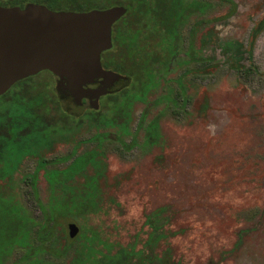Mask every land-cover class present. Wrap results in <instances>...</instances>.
I'll return each instance as SVG.
<instances>
[{"label": "rangeland", "instance_id": "rangeland-1", "mask_svg": "<svg viewBox=\"0 0 264 264\" xmlns=\"http://www.w3.org/2000/svg\"><path fill=\"white\" fill-rule=\"evenodd\" d=\"M176 1L182 12L176 56L168 70H156L148 93H130L121 110L113 104L124 94L113 88L116 83L95 109L91 96L78 104L69 91L58 90L59 77L47 79L60 108L85 120L48 157H65L75 146L78 154L95 148L104 173L99 207L73 211L56 228L78 246L75 256L84 248L82 257H45L51 264H264V32L253 51L258 75L239 72L223 50L239 47L241 64L249 67V36L264 14V0H232L233 11L221 0ZM127 79L119 81L124 88ZM97 82L86 88L95 90ZM9 109L0 101V113ZM97 111L101 123H87ZM150 123L158 128L153 143ZM99 133L100 140H88ZM36 165V158H27L0 188L7 200L20 203L22 219L39 222L42 214L23 179ZM38 186L41 199H51L44 177ZM70 224L79 229L75 238ZM152 235L159 238L155 245ZM21 255L16 250L7 264Z\"/></svg>", "mask_w": 264, "mask_h": 264}, {"label": "trees", "instance_id": "trees-1", "mask_svg": "<svg viewBox=\"0 0 264 264\" xmlns=\"http://www.w3.org/2000/svg\"><path fill=\"white\" fill-rule=\"evenodd\" d=\"M231 6L232 0H221ZM10 6L26 7V3L44 5L57 12H89L93 9H107L114 6H124L127 14L113 27L117 29L116 45L120 51L109 50L103 53L104 68L112 69L129 77L130 84L123 90L113 104L121 110L123 102L133 93L138 97L151 90L157 83L156 70H168L169 63L176 52L177 27L182 15L180 5L176 0H10ZM264 32V14L255 22L251 29L248 49L249 67L241 64L243 53L239 47L226 44L223 48L226 54L236 63L239 72L244 74H259L253 63V51L259 36ZM152 38L154 42H152ZM158 66V68L156 67ZM44 78L46 82H44ZM54 78L49 71H43L17 82L0 101L9 103V112L5 116L0 113V184L14 180L27 158H36L37 165L32 173H27L23 179L30 185L31 195L36 199L42 214L41 220L18 214V204L6 199L0 188V264H7L16 250L22 255L10 264H51L45 257L53 260L65 258L80 259L81 253L75 256L76 247L69 242L62 229V236L56 232L60 221L73 216L72 212L96 209L99 207L98 192L101 185L102 153L95 148L78 154L75 146L65 157H48L58 140H68L85 120L76 121L59 106L52 82ZM49 83V84H48ZM51 83V84H50ZM44 84V85H43ZM181 86V84H180ZM180 94L184 96L183 103L188 98L181 87ZM171 99L173 96L168 95ZM175 101V99H174ZM87 123L100 124L102 115L96 112ZM149 143H153L158 134L156 123L148 126ZM104 134L99 133L88 139L100 140ZM68 163V164H67ZM67 164V165H65ZM60 165H65L60 168ZM92 171V173H91ZM99 171V172H98ZM44 177L49 184L51 199L44 201L38 182ZM81 178L85 179L80 185ZM60 191L61 195L57 194ZM54 194H56L54 196ZM60 220V221H59ZM55 233L58 235L55 236ZM159 238L150 236V244H156Z\"/></svg>", "mask_w": 264, "mask_h": 264}, {"label": "water", "instance_id": "water-1", "mask_svg": "<svg viewBox=\"0 0 264 264\" xmlns=\"http://www.w3.org/2000/svg\"><path fill=\"white\" fill-rule=\"evenodd\" d=\"M124 7L89 12L53 11L44 5L0 6V97L17 82L49 71L60 78L58 90L69 91L78 104L100 98L126 78L104 69L103 52L112 48V28ZM101 80V89H87ZM70 237L79 232L69 225Z\"/></svg>", "mask_w": 264, "mask_h": 264}, {"label": "flooded vegetation", "instance_id": "flooded-vegetation-1", "mask_svg": "<svg viewBox=\"0 0 264 264\" xmlns=\"http://www.w3.org/2000/svg\"><path fill=\"white\" fill-rule=\"evenodd\" d=\"M18 2L20 1V0H17ZM9 3H11L10 2V0H0V6L1 7H19V6H10V4ZM29 4H35V3H26V6L27 5H29ZM115 7V6H114ZM110 8H112V7H110ZM110 8H107V9H110ZM107 9H93V10H107ZM127 9V8H126ZM92 10V11H93ZM117 23V22H116ZM115 23V24H116ZM114 24V25H115ZM113 25V26H114ZM116 33H117V29H115V27H113L112 28V48L110 49V50H114V52L115 53H117V52H119L120 51V46H118V45H116V43H115V39H116V37H117V35H116ZM153 39H155V38H152L151 40H152V42H154V40ZM109 51V50H108ZM106 52V51H105ZM104 53V52H103ZM103 53H102V55H101V62H102V65H103V67H104V65H105V63L103 64ZM176 56V52H174L173 53V56H172V58H171V61H170V63H169V67H170V65H171V62H172V60L174 59V57ZM189 56H191L192 57V53H190L189 52ZM104 69H106V68H104ZM106 70H111V71H113V72H115L114 70H112V69H106ZM116 73H118V74H120V75H122V76H124L126 79L128 78L129 79V77H127V76H125L124 74H122V73H120V72H116ZM127 79V80H128ZM102 81L100 80V81H98L97 82V85L96 86H94V88H99V89H101L102 87H103V85H102V83H101ZM126 82L125 81H121V82H119V83H116L115 85H114V89H120V88H124L123 86H124V84H125ZM121 85V86H120ZM89 99L88 98H86V99H84L83 101H88ZM187 102L188 101H186V104H187Z\"/></svg>", "mask_w": 264, "mask_h": 264}]
</instances>
